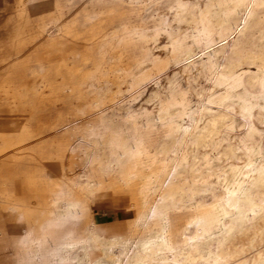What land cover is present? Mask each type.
Instances as JSON below:
<instances>
[{"label": "rangeland", "instance_id": "obj_1", "mask_svg": "<svg viewBox=\"0 0 264 264\" xmlns=\"http://www.w3.org/2000/svg\"><path fill=\"white\" fill-rule=\"evenodd\" d=\"M263 170L264 0H0V264H264Z\"/></svg>", "mask_w": 264, "mask_h": 264}, {"label": "bare ground", "instance_id": "obj_2", "mask_svg": "<svg viewBox=\"0 0 264 264\" xmlns=\"http://www.w3.org/2000/svg\"><path fill=\"white\" fill-rule=\"evenodd\" d=\"M222 2V1H221ZM224 3V2H223ZM228 4H229V2H228ZM212 5H213V3H212ZM220 6V5H219ZM218 6V7H219ZM210 9V8H209ZM213 10H214V7H213ZM205 11L207 12V10L205 9ZM204 12V11H203ZM216 12V11H215ZM203 16H206V15H203ZM195 18V17H194ZM190 19V18H189ZM199 19V18H198ZM211 19V18H210ZM197 20V19H196ZM193 21V20H192ZM213 21H214V19H213ZM193 23H194V21H193ZM198 22H196V24H197ZM215 23V22H214ZM194 26H196V25H194ZM193 26V27H194ZM213 31V30H212ZM169 37V36H168ZM170 41V40H169ZM216 44V43H215ZM212 46H213V44H212ZM215 46V45H214ZM214 49H215V47H214ZM216 50V49H215ZM208 51V50H207ZM189 53V51H186V52H180V53H178L177 52V54L178 55H176L177 57H176V59L175 58H173V62L174 63H178L179 64V66H178V70L179 71H182V72H185L186 71V68H187V66H188V64L187 63H184L183 62V58L186 56V54H188ZM226 53V52H225ZM224 53V54H225ZM186 62V61H185ZM198 66H200V64L198 65ZM200 70V68H197L196 69V72H198ZM193 71V70H192ZM185 74V73H184ZM149 79V77H148V75H143L142 77H141V80H144V81H147ZM174 83V82H173ZM173 86V85H172ZM168 96H169V94H168ZM157 97V96H156ZM159 107V106H158ZM161 108V107H160ZM171 109V108H170ZM231 110V109H230ZM217 123V122H216ZM224 123V122H223ZM200 130H202V129H199V131ZM214 130V129H213ZM205 131V130H204ZM202 132V131H201ZM200 134V133H199ZM198 135V134H197ZM202 138V137H201ZM255 171V170H254ZM257 171V170H256ZM264 171V170H263ZM252 176V175H251ZM257 177V176H256ZM252 178H255V177H253L252 176ZM256 180V179H255ZM259 181V180H258ZM235 192V191H234ZM248 193V192H247ZM246 194V193H245ZM248 195V194H247ZM237 197H241V196H237ZM252 197H254L255 198V203L260 207V209L258 210V211H255V210H253V209H250V212H251V210H252V217H257V216H260L261 217V224H264V186H263V184L262 183H257V182H254V184H253V188H252ZM234 198V197H233ZM236 200H238V199H236ZM240 203H241V206L242 205H247V204H245L243 201H240V200H238ZM225 203V202H224ZM247 211V210H246ZM214 212V211H213ZM240 212V211H239ZM251 217V216H250ZM209 219H210V217H208ZM228 219V218H227ZM208 220V219H207ZM234 220V219H233ZM248 220V219H247ZM252 221V220H251ZM209 222V221H208ZM211 223V222H210ZM230 223V222H229ZM245 222H242V224L240 225V226H246V223L244 224ZM260 223V222H259ZM233 225H234V223H232ZM254 224V223H253ZM208 225H209V223H208ZM211 225V224H210ZM232 225V226H233ZM237 225V224H236ZM239 226V225H238ZM199 228V227H198ZM205 228V227H204ZM239 230V229H238ZM228 231H230V230H228ZM233 231V230H232ZM244 231V230H243ZM228 234V233H227ZM231 234V233H230ZM195 235V234H194ZM226 235V234H225ZM193 236V235H192ZM229 236V235H228ZM263 236H264V234H263ZM195 237V236H194ZM197 242V241H196ZM228 242V241H227ZM224 243V242H223ZM222 243V244H223ZM197 244V243H196ZM216 244V243H215ZM213 245V244H212ZM228 246V245H227ZM238 253V252H237ZM229 256H231V254L229 255ZM259 257V256H258ZM210 258V257H209ZM215 258V257H214ZM224 258H225V256H224ZM247 258V257H246ZM226 259V258H225ZM241 260V259H240ZM244 259L242 258V260H241V262L243 261ZM229 261V260H228ZM233 261V260H232ZM163 262V261H162ZM178 262H180V260L178 261ZM204 263H201V264H221L222 262H223V255L221 254V252H218L217 253V256H216V259H214V262L213 263H210V262H206V261H203ZM235 262V261H234Z\"/></svg>", "mask_w": 264, "mask_h": 264}]
</instances>
